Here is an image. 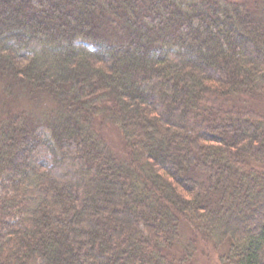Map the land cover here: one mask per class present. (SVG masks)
Listing matches in <instances>:
<instances>
[{
  "label": "trees",
  "instance_id": "trees-1",
  "mask_svg": "<svg viewBox=\"0 0 264 264\" xmlns=\"http://www.w3.org/2000/svg\"><path fill=\"white\" fill-rule=\"evenodd\" d=\"M246 96H264V0H0V264H193L197 237L264 264Z\"/></svg>",
  "mask_w": 264,
  "mask_h": 264
},
{
  "label": "rangeland",
  "instance_id": "rangeland-1",
  "mask_svg": "<svg viewBox=\"0 0 264 264\" xmlns=\"http://www.w3.org/2000/svg\"><path fill=\"white\" fill-rule=\"evenodd\" d=\"M244 96L240 97L239 100H242ZM245 98L246 102H242L246 104L247 107H252L253 109H256L264 114V96H246ZM238 99V98H237ZM21 102V101H20ZM47 103L44 102H36V101H28L22 99V106L23 107H30L34 110H42L43 107ZM104 119V118H103ZM106 124V125H105ZM104 125L103 126V132L105 134V137L108 141V144L111 146L114 154L118 155L119 157H126V146L123 139V136L121 132L119 131V128L116 124H114L112 121H110L107 117L104 119ZM105 127V128H104ZM39 156L42 158V160H46L49 157L48 152L45 149H42L39 153ZM193 236L190 234V228L187 226V228L183 232V239L181 243L178 245L177 250L184 249L187 242L192 240ZM202 240V238L197 237V241L194 244V259L193 264H223V262L220 259V256L222 253L226 252V247H217L212 244L208 243Z\"/></svg>",
  "mask_w": 264,
  "mask_h": 264
}]
</instances>
